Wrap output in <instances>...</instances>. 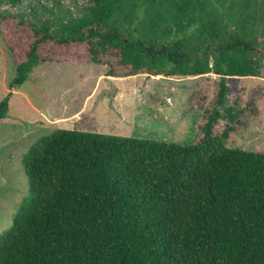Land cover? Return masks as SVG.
<instances>
[{
	"label": "trees",
	"instance_id": "obj_1",
	"mask_svg": "<svg viewBox=\"0 0 264 264\" xmlns=\"http://www.w3.org/2000/svg\"><path fill=\"white\" fill-rule=\"evenodd\" d=\"M61 38L16 14L14 91L42 63L107 67L109 78L216 75L200 142L59 130L24 157L30 195L0 264H264V150L217 133L230 78L264 76V0H94ZM264 78V77H263Z\"/></svg>",
	"mask_w": 264,
	"mask_h": 264
},
{
	"label": "rangeland",
	"instance_id": "obj_2",
	"mask_svg": "<svg viewBox=\"0 0 264 264\" xmlns=\"http://www.w3.org/2000/svg\"><path fill=\"white\" fill-rule=\"evenodd\" d=\"M94 0H0V14H16L58 38L72 19L92 14ZM17 25L0 27V100L9 95L18 60L9 37ZM107 67L42 63L14 91L10 114L0 120V241L14 226L30 195L24 157L39 140L59 130L166 141L200 142L207 112L214 107L220 77L109 78ZM264 76L230 78L226 119L216 132L229 133L231 149L264 150Z\"/></svg>",
	"mask_w": 264,
	"mask_h": 264
}]
</instances>
